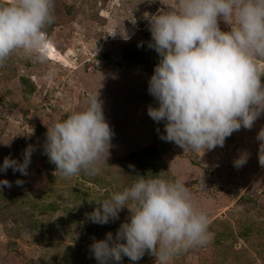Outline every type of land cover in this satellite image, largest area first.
I'll use <instances>...</instances> for the list:
<instances>
[{"label": "rangeland", "instance_id": "1", "mask_svg": "<svg viewBox=\"0 0 264 264\" xmlns=\"http://www.w3.org/2000/svg\"><path fill=\"white\" fill-rule=\"evenodd\" d=\"M173 2L55 0V23L46 31L65 62L40 63L17 51L0 67V164L8 156L22 161L24 149L35 146L27 176L0 172V180L12 184L0 186V264H97L93 240L115 235L129 212L125 208L104 225L92 223L86 213L95 201L131 186L137 174L185 180L195 205L210 219V243L179 253L170 264H264V166L257 139L264 115L251 130L234 132L223 147L184 152L160 138L164 122L147 114L150 105L158 106L148 81L159 57L148 47L144 14ZM123 26L131 39L111 36ZM256 62L264 73V58ZM97 93L115 133L108 164L101 163L98 175L81 172L65 179L43 154L45 125L82 110ZM241 155L246 163L237 168ZM17 179L24 183L17 186ZM121 264H155V257L145 253L138 262L123 257Z\"/></svg>", "mask_w": 264, "mask_h": 264}, {"label": "clouds", "instance_id": "2", "mask_svg": "<svg viewBox=\"0 0 264 264\" xmlns=\"http://www.w3.org/2000/svg\"><path fill=\"white\" fill-rule=\"evenodd\" d=\"M54 9L55 0L0 3V67L17 51L47 62L51 41L46 29L55 23ZM144 15L151 34L148 47L159 57L148 81V93L158 106L150 105L147 114L164 122L160 138L184 152H205L223 147L241 128L251 130L264 115V73L256 62L264 58V0H174L166 9ZM117 34L131 39L124 26L111 36ZM45 126L43 154L55 165L54 173L65 179L81 172L98 175L101 163L108 164L115 133L99 93L87 97L82 110ZM257 139L264 166V127ZM34 151L28 145L22 161L5 157L0 172L12 169L27 176ZM246 159L241 155L234 166H243ZM135 176L131 186L95 201L97 206L86 213L92 223L104 225L118 220L125 208L129 212L115 235L108 232L93 240L90 251L97 264H121L123 257L138 262L145 253L155 257V264H170L179 253L210 243V219L195 205L185 180ZM0 186L12 184L4 179Z\"/></svg>", "mask_w": 264, "mask_h": 264}, {"label": "bare ground", "instance_id": "3", "mask_svg": "<svg viewBox=\"0 0 264 264\" xmlns=\"http://www.w3.org/2000/svg\"><path fill=\"white\" fill-rule=\"evenodd\" d=\"M48 60L55 61L58 63H64L66 58L64 55L60 54L59 51L55 48V46L51 43Z\"/></svg>", "mask_w": 264, "mask_h": 264}]
</instances>
